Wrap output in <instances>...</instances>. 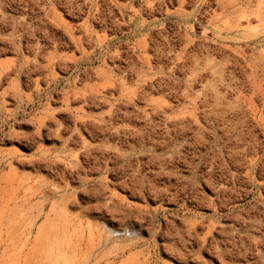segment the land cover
I'll return each mask as SVG.
<instances>
[{
	"label": "rangeland",
	"instance_id": "1",
	"mask_svg": "<svg viewBox=\"0 0 264 264\" xmlns=\"http://www.w3.org/2000/svg\"><path fill=\"white\" fill-rule=\"evenodd\" d=\"M0 264H264V0H0Z\"/></svg>",
	"mask_w": 264,
	"mask_h": 264
}]
</instances>
